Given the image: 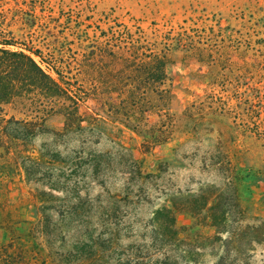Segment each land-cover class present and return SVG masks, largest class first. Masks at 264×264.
I'll list each match as a JSON object with an SVG mask.
<instances>
[{"label": "rangeland", "instance_id": "rangeland-1", "mask_svg": "<svg viewBox=\"0 0 264 264\" xmlns=\"http://www.w3.org/2000/svg\"><path fill=\"white\" fill-rule=\"evenodd\" d=\"M0 11L14 41L41 52L23 50L46 73L56 78L54 61L62 67L83 122L66 132L49 119L47 132L19 148L44 155L41 174L51 169L61 181L43 206L34 195L48 191L46 180L0 173V245L34 228L55 257L67 255L65 264H117L128 255L149 264L163 252L170 264H264V0H0ZM122 37L126 57L137 38L144 50L153 42L169 49L174 97L167 117L148 116L162 140L149 164L139 163L142 139L108 118L109 103L119 107L126 94L102 80L111 70L122 82L128 68L92 61L99 48L118 52ZM3 113L23 118L12 106ZM13 151L0 150V164L13 162ZM240 168L258 173L246 191L232 183ZM163 206L190 226L164 250L153 247L150 226Z\"/></svg>", "mask_w": 264, "mask_h": 264}, {"label": "trees", "instance_id": "trees-1", "mask_svg": "<svg viewBox=\"0 0 264 264\" xmlns=\"http://www.w3.org/2000/svg\"><path fill=\"white\" fill-rule=\"evenodd\" d=\"M0 17L4 19L2 11H0ZM140 40L141 38H137L129 43L132 51L129 57L119 51L122 50L124 53L127 51V43L123 42L122 37L118 39V52L108 48H99L96 56L92 53V61L100 59V62H106L107 60L114 66L121 63L128 68L129 72L123 77L122 82L113 81L111 70L106 71L108 73L104 76L105 80H102L103 86H119V94H126L119 107L115 103H109L110 115L108 118L119 126V131L129 130L142 139V152L147 157L144 156L139 160V163L149 164L151 163L149 157L151 147L157 146L162 140L159 135L154 133L148 116L156 114L167 117V111L164 108L166 103L168 105V102L174 97L169 86H166L170 81V66L172 64L168 59L167 45H164L163 49H159L156 43H148L144 50ZM10 47L19 49L12 50ZM23 50L39 58L42 56L38 49L14 41L11 32L0 24V150L6 156L13 150V152H17V158L12 160L13 162L8 161L5 163L6 165L0 164V173L10 174L12 169H17L23 171L25 179L28 181L46 180L45 188L48 191L37 190L34 195L40 206H43L48 202V197L54 198V193L60 192L61 181L52 176L51 169L45 170L46 172L41 174L42 169L40 168L43 165L44 155L35 152L21 155L19 148L25 147L39 134L47 132L44 127L45 122L52 118L61 120L63 131H79L83 124L79 113L81 97L70 89V82L66 80L67 77L64 75L62 67L55 64L57 62L54 61V64L48 65L49 70L56 76L53 78ZM4 106H12L23 118L7 117L3 113ZM144 106H146L145 109H142ZM233 113L232 109L228 108V115ZM57 156L60 154L54 153L52 157ZM251 171L253 170L246 173L245 168L233 170L232 183L238 190H248L247 179L252 176L257 177L258 173H251ZM41 222L40 219L39 226L42 225ZM150 226L153 247L158 245L162 250L180 242L181 236L190 227L178 225L175 209L168 206H163L153 213ZM41 234L45 237L43 232ZM15 240H17V247L13 251L11 249L15 246ZM156 250L161 251L158 248ZM16 256L21 264H30L33 261L38 264H65V257H67L62 253L55 257L51 250L44 247L43 241L36 239L34 228H29L24 231L21 237H16L7 244L0 245V264H12ZM162 256L164 258L149 264H170L171 258L164 252ZM117 264L140 263H138V257L128 255L126 259H120ZM142 264L147 263L143 262Z\"/></svg>", "mask_w": 264, "mask_h": 264}]
</instances>
